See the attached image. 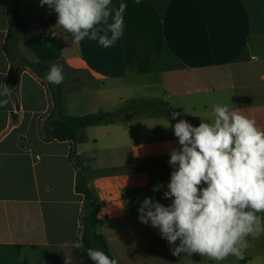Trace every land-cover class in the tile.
Segmentation results:
<instances>
[{"label": "crops", "instance_id": "0c3cea01", "mask_svg": "<svg viewBox=\"0 0 264 264\" xmlns=\"http://www.w3.org/2000/svg\"><path fill=\"white\" fill-rule=\"evenodd\" d=\"M113 3L127 5L124 34L106 49L87 39L73 44L54 11L40 0H23L25 26L16 52L8 44L10 30L12 38L18 34L11 23L13 0H0V90L11 88L10 97H0L8 100L0 106V264H65L64 257L79 250L72 243L80 241L85 197L76 191L73 143L53 139L44 127L52 106L49 89L26 64L38 59L22 40L46 33L63 47L50 66H63L66 116L112 112L134 100L171 109L161 94L128 96L150 87L182 97L173 109L191 113L90 127L77 145L101 207L98 231L112 257L119 264H217L198 254L174 256L176 245L141 223L138 208L146 197L171 204L163 193L174 170L169 154L179 144L169 125L179 119L193 126L210 122L214 105L229 104L264 128V0ZM250 244L244 259L229 256L221 264H264V235Z\"/></svg>", "mask_w": 264, "mask_h": 264}, {"label": "clouds", "instance_id": "9594fccd", "mask_svg": "<svg viewBox=\"0 0 264 264\" xmlns=\"http://www.w3.org/2000/svg\"><path fill=\"white\" fill-rule=\"evenodd\" d=\"M40 5L57 14V25L71 34L73 44L87 39L107 49L124 34V3L40 0ZM64 78L60 64H52L45 74L56 86ZM10 95L11 88L3 85L0 97ZM7 103L0 100V106ZM212 111V120H200L198 126L185 119L169 125L179 144L169 154L174 170L163 193L171 204L146 197L138 219L158 228L169 245H176L174 256L198 254L221 264L229 256L244 259L250 239L264 235V128L229 104H216ZM180 115L173 112L172 119ZM72 246L86 251L92 264H119L100 248L85 250L80 241ZM71 260L64 257L65 264Z\"/></svg>", "mask_w": 264, "mask_h": 264}, {"label": "trees", "instance_id": "16d2710c", "mask_svg": "<svg viewBox=\"0 0 264 264\" xmlns=\"http://www.w3.org/2000/svg\"><path fill=\"white\" fill-rule=\"evenodd\" d=\"M23 0H13L10 10L11 23L14 25L18 34L12 38L11 30L8 37V44L17 52V42L21 39L19 31L25 26L20 16V6ZM22 40L27 50L33 53L38 61H26V64L47 84L52 106L44 127L53 139L58 141H71L73 147L70 157L74 161L77 170L76 191L85 197V202L81 215V234L80 242L83 243L85 250L87 248H100L110 257H112L106 238L98 231V221L101 207L94 191L89 187L88 181L84 175L86 167L84 162L77 155V145L85 140V131L87 128L111 125L123 121L122 114L139 108L140 106L154 111L156 114L151 117L172 118V111L169 106L163 102L150 100H134L124 105V107L112 112L90 113L83 116H66L64 114L63 94L61 84L59 86L50 84L45 79V74L49 70L50 64L61 58L63 47L56 36L52 34H43L40 36L23 35ZM51 44V46H49ZM9 46V45H8ZM6 45V50L9 48ZM139 110V109H138ZM125 121V120H124ZM77 257L79 264H92V261L86 255V251L78 250ZM113 258V257H112Z\"/></svg>", "mask_w": 264, "mask_h": 264}, {"label": "rangeland", "instance_id": "374dc122", "mask_svg": "<svg viewBox=\"0 0 264 264\" xmlns=\"http://www.w3.org/2000/svg\"><path fill=\"white\" fill-rule=\"evenodd\" d=\"M9 49H10V47H9ZM152 88L153 87H150L148 89L138 90V91H135V92L131 91V92L128 93V96H132L133 98H143L144 96H154L156 94H161L160 96H165V97L168 98L169 104L171 105V109L174 108V106H173L174 103H176L178 101H180V102L183 101L182 97H179V96L178 97H172V96L171 97H168V95L166 93H160V89L158 90V87H155L153 89ZM125 104L126 103L124 102V105ZM116 110H118V109H112V111H116ZM173 110L175 112H178L175 109H173ZM154 114H156L154 111H151V110L147 109L146 107L140 106L139 108H136V109L131 110V111L125 113V114H122L121 115L122 116L121 118L123 120H128V119H131V118H139V117H145V116H152ZM189 114H191V113H189L187 110H184L181 113L180 116H187L189 118L190 117ZM74 253L69 255L72 258L71 264H79V260H78V257H77V252L75 254Z\"/></svg>", "mask_w": 264, "mask_h": 264}]
</instances>
